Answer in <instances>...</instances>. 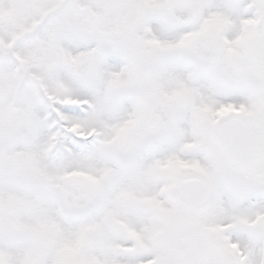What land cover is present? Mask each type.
<instances>
[{
    "label": "snow or ice",
    "instance_id": "1",
    "mask_svg": "<svg viewBox=\"0 0 264 264\" xmlns=\"http://www.w3.org/2000/svg\"><path fill=\"white\" fill-rule=\"evenodd\" d=\"M0 264H264V0H0Z\"/></svg>",
    "mask_w": 264,
    "mask_h": 264
}]
</instances>
